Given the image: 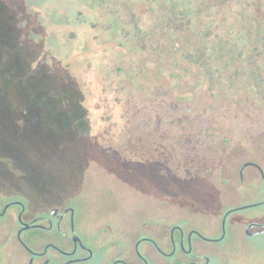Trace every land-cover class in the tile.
I'll return each mask as SVG.
<instances>
[{
	"label": "flooded vegetation",
	"instance_id": "1",
	"mask_svg": "<svg viewBox=\"0 0 264 264\" xmlns=\"http://www.w3.org/2000/svg\"><path fill=\"white\" fill-rule=\"evenodd\" d=\"M72 1L69 8L58 6L49 13L58 25L49 45L57 48L63 65L58 62L47 67L43 60L55 56L54 50L48 49L41 63L32 53L37 36H41L43 46L47 34L44 26L42 32H34L33 0H8L15 10V24L25 32L19 39L9 38L26 45L27 73L20 81L27 84L25 90L19 82L4 86L0 66V96L7 108L40 105L46 109L44 117L39 121L31 116L33 121L49 125L64 122L66 128H73L69 134L86 140L96 151L99 140L108 141L109 145L100 149L113 160L132 164L140 170H133L137 174L148 170L163 182L165 189L151 188L153 202L164 195L188 203L195 198V188L212 184L218 189L225 180L226 186L236 191L256 181L264 185V0ZM3 42L11 51L12 46ZM77 61H85L92 73L107 77L106 83H97L111 88L112 100L84 105L72 76L73 62ZM17 92L23 94L22 100L13 99ZM50 108L57 109L58 114L53 116ZM101 108L100 122L107 127L97 132L88 109ZM57 116L59 121H55ZM17 117L14 114L11 122L23 124V118L19 122ZM184 192L193 196L180 195ZM261 204L264 200L229 209L222 219V235L223 220L226 217L227 223L231 212ZM11 206L21 207L17 241L28 264H52L49 251L66 259L63 264H84L94 258L96 252L76 233L72 208L62 212L53 208L49 215L34 216L27 223L23 220L25 204L9 202L3 213ZM23 224L33 231L56 230L57 242L45 244L42 251L34 250L22 237L28 231L23 230ZM262 225L264 222H251L247 227L253 232ZM64 228L69 229L70 236ZM75 236L80 241H75ZM195 238L209 241L198 230L186 235L181 226L171 229L170 253L148 240L166 257L182 252L196 259ZM220 238L208 239H224ZM135 251V260L120 258L119 252L111 264H148L139 241Z\"/></svg>",
	"mask_w": 264,
	"mask_h": 264
},
{
	"label": "rangeland",
	"instance_id": "2",
	"mask_svg": "<svg viewBox=\"0 0 264 264\" xmlns=\"http://www.w3.org/2000/svg\"><path fill=\"white\" fill-rule=\"evenodd\" d=\"M72 3V0H33L34 32H42L43 26L47 32L43 46L39 42L40 35L33 43L32 53L39 63L48 49H52L55 56L43 60L45 65L54 67L58 62L63 65L57 48L50 47L51 35L57 31L58 25L52 22L49 13L58 6L69 8ZM24 33L15 24L14 7L8 0H0V34H4L2 39L12 46V50H8L0 38L3 83L9 86L10 82H19L23 90L27 83L20 80L27 73L26 45L14 43L10 36L19 39L24 37ZM73 63L72 76L82 92L84 105L112 100L114 93L111 88L106 85L102 88L97 83L98 80L106 83L104 74L92 73L85 61ZM108 79L111 81L110 77ZM3 94L9 96L8 93ZM22 98L23 94L17 92L13 99L19 101ZM50 109L53 116L58 114L57 109ZM44 110L40 105L31 109H9L0 96V213L4 212L7 203L14 200L25 204L23 220L27 223L34 216L49 215L53 208L59 212L66 207L72 208L77 235L96 252L94 258L84 264H111L119 252L120 258L133 261L138 241L139 250L148 264H264V234L249 237L245 233L249 223L264 222V204L231 212L223 240L199 242L195 238L196 259L182 252L166 257L148 240L155 241L164 252L170 253V233L174 226H181L186 235L194 229L208 238H220L222 219L229 209L264 200V185L260 181L250 187H238L236 191L228 188L225 180V184H218V189L212 184L209 188H195V198L189 199L188 203L175 202L164 195L158 202H153L150 190L153 186L165 189L161 180L153 178L148 170L137 174L133 172L137 167L132 164L113 160L114 157L101 150L109 145L108 141L99 140L96 151L88 147L86 140L69 134L73 128H66L64 122L49 125L32 120L36 116L40 121ZM88 110L89 117L96 121L97 132H101L100 129L107 127L99 118L104 109ZM14 114H17L19 122V118H23V124L11 122ZM60 119L57 116L55 121ZM218 193L220 199H217ZM183 194L193 196L189 192L180 195ZM20 211L21 207L11 206L0 215V264H28V257L17 241ZM64 232L70 236L69 229L64 228ZM56 235V230H28L22 237L34 250L42 251L45 244L57 242ZM48 255L54 258L52 264H63L66 260L53 251ZM206 258H209L208 263Z\"/></svg>",
	"mask_w": 264,
	"mask_h": 264
},
{
	"label": "water",
	"instance_id": "3",
	"mask_svg": "<svg viewBox=\"0 0 264 264\" xmlns=\"http://www.w3.org/2000/svg\"><path fill=\"white\" fill-rule=\"evenodd\" d=\"M6 209H7V208H6ZM6 209H5V210H6ZM56 212H57L56 209L53 210V214H56ZM20 221L22 222L21 218H20ZM23 225H24V226H23V230H28V229L30 228V226H29L28 224H23ZM225 226H226V217H225V219L223 220V229H224V230H223V235H222V237H221L220 239H223V238L225 237V234H226V228H225ZM73 229H74V224H73ZM250 229H251V226H248V227L246 228V233H247L249 236L255 237V236H259V235L264 234V225H262L261 228L255 230V231H253V232H250ZM109 230H111L110 227H109ZM74 239H75V241H77V240L80 241L79 237H77V236H75ZM205 239H207V240H209V241H216V240H212V239H208V238H205ZM162 252H163V251H162ZM207 262H209V259H208V258H207Z\"/></svg>",
	"mask_w": 264,
	"mask_h": 264
}]
</instances>
